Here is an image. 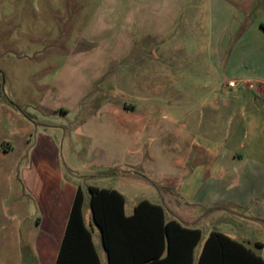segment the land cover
Segmentation results:
<instances>
[{
  "label": "crops",
  "instance_id": "0c3cea01",
  "mask_svg": "<svg viewBox=\"0 0 264 264\" xmlns=\"http://www.w3.org/2000/svg\"><path fill=\"white\" fill-rule=\"evenodd\" d=\"M259 2L175 0L169 22L159 34L172 28L174 32L160 45L159 56L168 53L169 64L176 68L175 72L171 69L175 79L186 77L197 84L174 93L171 97L175 101L167 110H161V105L149 96L150 102L138 113L139 124L119 127L124 139L131 129L136 135L140 131L138 135L144 139L148 135L156 140L151 155L160 171H154L153 179L144 174L156 186L150 198L145 197L138 173L131 170L125 171L126 177L110 189L124 195L128 216L139 202L148 199L163 207L166 222L175 220L183 227L200 229L202 237L194 249V264L213 231L230 236L264 259V123L252 126L248 107L243 105L239 110L225 103L228 95L249 99L241 93L248 89L264 97V0ZM229 80H236L235 88H228ZM251 112L254 117L262 115L257 109ZM248 127L260 136L249 142L246 152ZM161 132L169 133L168 143L160 139ZM66 149L67 157L62 153L60 158L48 142L31 147L23 178L24 201L19 206L9 202L12 198L6 194L0 203V240L20 241L22 220H29L28 239L38 244L44 263L46 252L51 250L46 264H56L74 198L81 187L84 223L91 231L100 263L109 264L101 230L92 217L89 188L100 187L92 180L93 164L89 159L82 161L78 151L74 159L68 157L70 150ZM189 162L194 164L190 172ZM179 170H184L182 176ZM231 220L239 224L238 229L227 226ZM243 226L252 228L251 234ZM12 254L14 259L9 256L8 262L16 264Z\"/></svg>",
  "mask_w": 264,
  "mask_h": 264
},
{
  "label": "rangeland",
  "instance_id": "374dc122",
  "mask_svg": "<svg viewBox=\"0 0 264 264\" xmlns=\"http://www.w3.org/2000/svg\"><path fill=\"white\" fill-rule=\"evenodd\" d=\"M174 4L175 0H0V203L6 194L19 206L24 201L27 154L42 142L51 144L60 158L62 153L67 157L68 148V157L74 159L78 151L82 161L91 160L92 180L100 187H115L125 171L137 172L150 198L156 186L142 175L153 179L160 169L151 155L156 140L131 129L124 139L119 127L139 124L138 113L150 102L149 96L167 110L174 93L197 84L186 77L175 79L168 53L159 56L160 45L174 32L172 28L159 34ZM241 93L249 99L228 95L225 103L239 110L248 107L252 126L264 123V97L249 89ZM127 105L136 109L124 110ZM254 109L262 115L251 116ZM248 129L246 152L249 142L260 136ZM159 136L168 143V132ZM187 165L190 172L194 164ZM232 220L227 226L238 229ZM29 227L30 221L22 220L16 243L0 240V264H12V253L16 264L49 262L52 251L46 252L44 263L38 244L27 237ZM243 228L251 234L252 228ZM1 231L2 227L0 235Z\"/></svg>",
  "mask_w": 264,
  "mask_h": 264
},
{
  "label": "trees",
  "instance_id": "16d2710c",
  "mask_svg": "<svg viewBox=\"0 0 264 264\" xmlns=\"http://www.w3.org/2000/svg\"><path fill=\"white\" fill-rule=\"evenodd\" d=\"M89 190L92 217L101 230L109 264H194L200 229L183 227L175 220L166 222L163 207L148 199L128 216L125 197L117 189L90 186ZM83 203L84 192L78 187L56 264H101L84 223ZM197 264H264V259L230 236L213 231Z\"/></svg>",
  "mask_w": 264,
  "mask_h": 264
},
{
  "label": "built area",
  "instance_id": "2783aa9c",
  "mask_svg": "<svg viewBox=\"0 0 264 264\" xmlns=\"http://www.w3.org/2000/svg\"><path fill=\"white\" fill-rule=\"evenodd\" d=\"M236 85H237L236 80H229V81L227 82V86H228V88H235Z\"/></svg>",
  "mask_w": 264,
  "mask_h": 264
}]
</instances>
